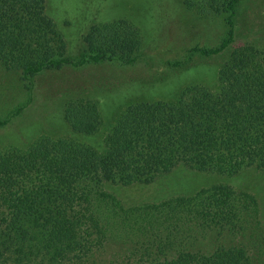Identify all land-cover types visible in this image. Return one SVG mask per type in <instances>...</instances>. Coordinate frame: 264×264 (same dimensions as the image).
Returning a JSON list of instances; mask_svg holds the SVG:
<instances>
[{"label": "trees", "instance_id": "16d2710c", "mask_svg": "<svg viewBox=\"0 0 264 264\" xmlns=\"http://www.w3.org/2000/svg\"><path fill=\"white\" fill-rule=\"evenodd\" d=\"M240 1H185L226 16L228 27L219 46L192 52L216 57L232 47ZM83 43L70 58L46 0H0V67L32 83L66 66H130L142 37L118 21L93 25ZM64 120L73 135L95 136L100 104L70 102ZM181 167L228 177L264 172V49L235 47L216 89L192 85L175 101L129 106L102 150L75 137H42L27 150L0 152V264H264L261 207L250 193L216 184L126 207L106 190L150 185Z\"/></svg>", "mask_w": 264, "mask_h": 264}, {"label": "rangeland", "instance_id": "374dc122", "mask_svg": "<svg viewBox=\"0 0 264 264\" xmlns=\"http://www.w3.org/2000/svg\"><path fill=\"white\" fill-rule=\"evenodd\" d=\"M185 1L46 0L47 14L64 37L70 58L77 59L82 54L83 36L90 27L118 21L129 22L141 34L140 57L130 66L106 62L45 71L32 83L21 71L0 67V119L11 118L6 126H0V152L27 150L42 137H75L78 142L102 150L108 133L129 106L175 101L192 85L216 89L218 71L235 47L251 44L264 49V0L238 3L235 42L216 57L192 51L221 44L228 33L226 16L200 13L198 5L190 9ZM76 100L99 102L102 128L95 136H75L65 122V108ZM216 184L256 196L264 227V172L254 168L228 177L181 167L150 185H107L106 190L126 207H135L191 195Z\"/></svg>", "mask_w": 264, "mask_h": 264}]
</instances>
